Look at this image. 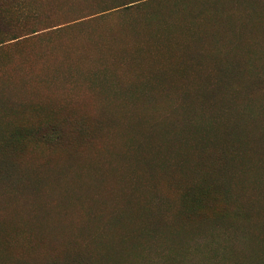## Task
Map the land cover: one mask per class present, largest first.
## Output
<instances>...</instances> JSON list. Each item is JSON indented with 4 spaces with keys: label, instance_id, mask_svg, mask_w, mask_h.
<instances>
[{
    "label": "rangeland",
    "instance_id": "374dc122",
    "mask_svg": "<svg viewBox=\"0 0 264 264\" xmlns=\"http://www.w3.org/2000/svg\"><path fill=\"white\" fill-rule=\"evenodd\" d=\"M0 264H264V0H0Z\"/></svg>",
    "mask_w": 264,
    "mask_h": 264
}]
</instances>
